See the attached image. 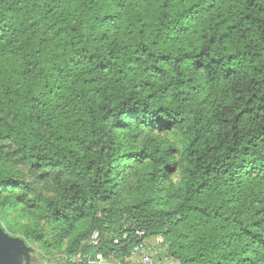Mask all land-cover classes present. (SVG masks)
<instances>
[{"label": "trees", "instance_id": "1", "mask_svg": "<svg viewBox=\"0 0 264 264\" xmlns=\"http://www.w3.org/2000/svg\"><path fill=\"white\" fill-rule=\"evenodd\" d=\"M0 211L62 264H264V0H0Z\"/></svg>", "mask_w": 264, "mask_h": 264}, {"label": "rangeland", "instance_id": "2", "mask_svg": "<svg viewBox=\"0 0 264 264\" xmlns=\"http://www.w3.org/2000/svg\"><path fill=\"white\" fill-rule=\"evenodd\" d=\"M10 222L27 225V222L18 220L16 214L0 211V249L3 250L0 264H62V251L55 249V246L47 251L42 245L27 240L18 229L14 232L11 230L8 226ZM165 253L159 256L156 264H180L173 259H164Z\"/></svg>", "mask_w": 264, "mask_h": 264}, {"label": "built area", "instance_id": "3", "mask_svg": "<svg viewBox=\"0 0 264 264\" xmlns=\"http://www.w3.org/2000/svg\"><path fill=\"white\" fill-rule=\"evenodd\" d=\"M138 238L137 244L133 247L131 255L128 259L119 261L112 255H105L103 253L97 254L95 257H91L88 260L89 264H156L157 258L162 255L166 250L164 247V238L159 236L151 241L145 231L137 230L135 232ZM126 238V236H125ZM100 240V234L94 233L91 238L90 244L96 246ZM115 244L120 243L119 238L115 241Z\"/></svg>", "mask_w": 264, "mask_h": 264}]
</instances>
